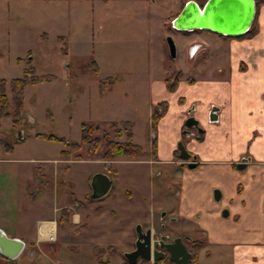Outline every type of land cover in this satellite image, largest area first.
<instances>
[{"label":"crops","instance_id":"obj_1","mask_svg":"<svg viewBox=\"0 0 264 264\" xmlns=\"http://www.w3.org/2000/svg\"><path fill=\"white\" fill-rule=\"evenodd\" d=\"M73 1L108 4L110 1L147 0H0V18L5 20L3 25L0 24V79L8 82L7 96L11 105L9 83L14 78L5 76V71L11 70L15 63L32 62L29 59L31 48L25 40L29 32L43 41L50 38L48 29L42 23L43 17L40 29H29L14 22L11 11L20 16L26 14V8L31 6L42 10L52 4L59 6L62 17H57L53 29L57 31L55 35L60 52L70 58L73 54L70 31V12L73 9L70 4ZM261 1L256 29L251 35L228 38L201 30L174 38L183 45V60L187 66L184 68L178 64V69L174 71L180 75L177 87L183 94L176 95L171 104L167 101L157 103H165V107L156 125L159 130L152 144L154 151L149 157L143 149V156L137 159L117 157L107 160L103 154L97 157L98 152L88 154L84 146L79 150L84 149V153L77 154L78 151H70L65 142L38 136L40 132H26L20 124L14 126L12 116L2 120L0 229L9 237L21 239L25 247L17 260L8 259L0 253V264H114V258L117 259L119 254L123 257L121 264H129L118 247L126 244L123 249L127 252L135 249L137 230L135 232L134 224L138 221H142L140 226L143 231L152 229L158 235L168 236V241L182 237L187 247L189 240L203 239L205 244L199 250L198 264H264V0ZM60 36L64 37V42L59 40ZM19 43L21 45L16 46ZM196 43L202 47L190 59L189 47ZM64 45H67V54L62 50ZM66 69L69 76L72 71ZM185 69L189 71L185 72ZM168 70L170 72L163 76L165 82L162 86L174 93L167 85L168 76L174 72ZM96 74H100V66ZM31 76L41 77L36 71ZM51 76L52 79L47 81L54 79L55 76ZM107 79L101 80V84L110 88L112 85L107 86ZM30 85L33 84L26 89ZM215 107L218 108L217 119L212 120L210 114L215 113ZM154 108L150 109L151 125ZM188 117L200 121L203 129L200 136L197 129L185 127ZM168 118L176 127L174 143L171 142L170 146L166 145L165 135H160V128L166 134L164 128ZM5 124H10L8 132ZM185 128L189 130L185 132L187 142L181 136ZM10 132L17 135L9 141ZM79 139L76 141L81 142V136ZM178 140L184 141L190 154H196L198 168H189L188 162L178 155L175 146ZM63 151L69 153L63 155ZM122 161L141 165L150 177L155 164L179 167L180 188L176 195L166 196L168 199L164 204L171 209V222L181 225L178 226L180 233L176 232V227H169L165 216L161 215L166 197L158 203V208H150L141 215L136 212V207H144L148 197L153 199L155 193L143 194L142 202L137 205H134L133 191L128 188L111 193L114 181L122 180L121 171L113 166ZM242 161H245L246 168L240 170L237 165ZM77 162L98 164L101 170H96V174L104 173L112 181L107 195L99 199L91 198L95 172L84 166L82 173L75 175L73 165ZM101 167L114 173V176ZM60 169L63 175H60ZM132 178L137 183L148 182L146 176L141 179L136 173ZM216 191H219L218 199ZM123 203L132 210L129 211L132 217L127 226H124L122 218ZM97 249H103L101 255H97ZM107 255L109 258H106ZM140 262L141 259L137 264Z\"/></svg>","mask_w":264,"mask_h":264},{"label":"rangeland","instance_id":"obj_2","mask_svg":"<svg viewBox=\"0 0 264 264\" xmlns=\"http://www.w3.org/2000/svg\"><path fill=\"white\" fill-rule=\"evenodd\" d=\"M196 1L200 5L205 2L204 0ZM185 2L186 0H147L145 2L110 1L104 4L98 1H73L70 4V8L73 9L70 12L72 17L70 31L73 37V54L70 58H66L60 52V44L55 35L57 31L53 29L57 17H62L59 6L52 4L45 6L44 10L31 6L26 8V14L23 13L20 16H16L11 11L12 20L29 29H40V19L43 17L42 23L44 28L48 29L50 38L43 41L39 37H33L32 32H29L25 40L26 45L31 48L29 57L32 62L13 64L11 70L5 71V76L21 77L23 69L29 66L35 69L38 76L45 74L55 76L52 81L45 80L39 84L30 85L26 89L20 128L29 133L54 134L76 141L81 136L83 122L99 126L96 135L102 138V144L96 154L98 157L106 149L104 133L109 132V137L115 138V131L109 127V122L130 120L135 124L133 129L135 142L143 147L147 157L151 156L152 140L156 137L159 126L154 127L153 130L150 109L160 101L171 104L176 95L183 94L180 87L171 93L162 84L165 82L163 76L169 71L168 69L174 72L178 69V64L184 68L187 67L183 60L182 43L177 39L178 58L175 60L170 57L165 42L169 35L174 38L187 36L173 30L171 24L172 18L181 11ZM3 20L0 18L1 25ZM19 45L21 44H16V46ZM92 58L98 62L100 74H96L91 68ZM66 68L72 71L69 76L74 79L68 76ZM186 71L189 70L185 69ZM108 77L110 78L107 79ZM103 79H107V86H112L104 87L101 84ZM103 93H105L104 96L101 95ZM5 125L8 132L11 129L10 124ZM162 129L160 128L162 131L160 135H165L166 145L170 146L171 142L174 143L176 134L173 121L170 118L167 119L164 128L166 134ZM187 130L185 128L181 134L185 142L188 140V135L185 133ZM11 133L8 135L9 141L17 135V133L15 135L14 132L13 135ZM184 141L178 140L175 143L176 148L180 146V143L185 145ZM60 145L63 146V144ZM84 151V149L78 151L77 154ZM97 165L77 162L73 165L75 175L81 174L84 166L90 167L96 174V170H101ZM113 168L121 171L122 180L114 181L111 193L115 190L123 192L128 188L134 193V205L142 202L143 194L155 193L153 199L148 197L144 207H136V212L141 215L150 208H158V203L169 194L176 195L180 188V172L176 165L155 164L152 177L144 172L141 165L131 161H122L115 164ZM104 172L114 176V173L107 169ZM133 173L139 175L141 179L146 176L148 182L137 183L132 178ZM63 174L64 172L60 169V175ZM124 195L127 197L125 193ZM167 199L166 197L163 200L165 207L161 210V215L165 213L163 215L165 223L169 227H176V232L180 233L178 226L181 225L171 222L169 214L171 209L164 204ZM122 207L124 208L123 223L127 226L132 217L129 211L132 212V210L126 203H123ZM141 224L142 221L134 224L135 232ZM125 246L126 244H123L118 247L123 251V256L127 252L123 249ZM106 258L109 256L107 255ZM122 259V255L119 254L117 259L114 258V264H121Z\"/></svg>","mask_w":264,"mask_h":264},{"label":"water","instance_id":"obj_3","mask_svg":"<svg viewBox=\"0 0 264 264\" xmlns=\"http://www.w3.org/2000/svg\"><path fill=\"white\" fill-rule=\"evenodd\" d=\"M257 15L256 0H206L200 5L196 0H188L179 14L172 20V27L177 31H211L227 37L237 38L246 34L253 26ZM169 54L172 59L177 58V43L173 36L166 37ZM211 112L210 118L217 119V110ZM186 128H196L201 134L203 129L200 121L195 117H188L185 122ZM180 156L189 159V152L183 143H180ZM245 161L239 163L240 170L246 168ZM190 168L196 167L195 162L189 163ZM92 199L104 197L110 191L112 181L104 173H97L92 179ZM218 199L219 191L215 192ZM227 214V211H224ZM165 215V213H163ZM168 236L158 235L148 229L143 231L137 227L136 246L133 251L125 253L129 264H137L138 260H145L152 263L168 257L172 264H189L192 253L185 245L182 237L168 241ZM25 247V243L18 238L9 237L0 229V253L11 260H17Z\"/></svg>","mask_w":264,"mask_h":264},{"label":"trees","instance_id":"obj_4","mask_svg":"<svg viewBox=\"0 0 264 264\" xmlns=\"http://www.w3.org/2000/svg\"><path fill=\"white\" fill-rule=\"evenodd\" d=\"M204 1L206 2V0ZM205 2H203L202 5H204ZM256 2H257V14H258V7L263 1L256 0ZM185 3L183 4L182 8L184 7ZM174 18H172V20ZM256 24H257V15L252 28L243 36H248L253 34L256 29ZM172 29L176 30L173 27ZM195 31H201V30H195ZM178 32L188 34L194 31H178ZM59 40L64 42V37L60 36ZM62 50L65 54H67L68 53L67 45H64ZM90 66L94 69L96 73L99 72V66L94 60L91 61ZM34 72L35 70L33 67H28L25 69L24 75L22 77L14 78L10 81L9 84L12 91V105L9 102L7 96L8 82L5 79H0V129H1L2 120L10 116H12L14 126H18L19 124H21L23 118L22 113H23V103H24V91L29 84H37L41 81L52 79L51 75L33 77L31 76V74H33ZM179 77L180 75L177 72L176 73L174 72L168 76L167 85L169 90L174 91L176 89ZM11 106H13L12 111H11ZM164 107H165V103H160L155 106L152 114L153 127H156L158 120L162 115L161 110H163ZM133 126H134L133 122L129 120L109 123V127L115 131V138H110L109 132L104 133V139L106 142V149L103 153L104 159L112 160L120 156L129 157V158H139L144 154L143 148L134 141ZM98 130H99L98 126L84 122L81 125V142L67 141L65 137H61L54 134L38 133L37 135L42 136L48 140L65 142L70 151H79L81 147L84 146L88 154L94 155L99 151L100 146L102 144V138L96 135V132ZM119 139H123V140H119ZM68 153L69 151H63L62 154L67 155ZM204 244L205 242L203 239L189 240L188 249L192 253V257L189 264H198L199 250L204 246ZM101 252H103V249H99V250L97 249V255L98 254L101 255ZM146 262L149 261L143 260L142 264H145ZM155 264H172V262L168 258H164Z\"/></svg>","mask_w":264,"mask_h":264},{"label":"flooded vegetation","instance_id":"obj_5","mask_svg":"<svg viewBox=\"0 0 264 264\" xmlns=\"http://www.w3.org/2000/svg\"><path fill=\"white\" fill-rule=\"evenodd\" d=\"M180 33V32H179ZM182 34H184V33H182ZM166 40V39H165ZM201 47H202V45L201 44H194V45H191L190 47H189V50H188V57L191 59V58H193L195 55H196V53H198L199 52V50L201 49ZM152 127H153V125H152ZM191 129H196V128H191ZM153 130H154V127H153ZM199 136H200V134H198ZM155 138V137H154ZM153 138V140H152V144L154 143V141H155V139ZM185 146V145H184ZM186 147V146H185ZM187 149V148H186ZM154 151V148L152 149V152ZM188 151V150H187ZM177 152H178V155L180 156V149H179V147H178V149H177ZM189 152V151H188ZM189 154H190V152H189ZM143 156V155H142ZM141 156V157H142ZM120 157H124V156H120ZM181 157V156H180ZM129 158V157H128ZM140 158V157H139ZM182 158V157H181ZM132 159H137V158H132ZM184 159V158H183ZM186 160V159H185ZM187 162H188V166H189V163H191V162H195L196 163V167H194V168H191V169H196V168H198L199 167V162H198V159H197V156H195V155H192V154H190V156H189V159L188 160H186ZM190 168V167H189ZM166 258H168V257H166ZM142 261L143 260H141V262H140V264H142Z\"/></svg>","mask_w":264,"mask_h":264}]
</instances>
